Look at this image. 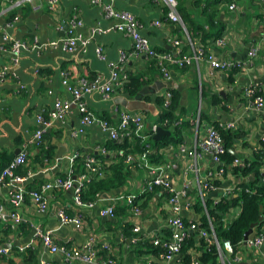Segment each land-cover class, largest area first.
<instances>
[{
	"label": "crops",
	"instance_id": "1",
	"mask_svg": "<svg viewBox=\"0 0 264 264\" xmlns=\"http://www.w3.org/2000/svg\"><path fill=\"white\" fill-rule=\"evenodd\" d=\"M34 2L40 6L39 10H34L25 0L8 2L1 0L3 6L0 10L1 23L6 21L5 16L11 9L17 10L18 19L11 29V34L28 42V47L21 51L18 63L11 66L17 78L6 81L0 95V154L15 156L22 148L27 151V159L17 172L23 173L25 169H29L28 171L32 173L27 182L29 188H37L58 176H66L69 155L79 151L82 157L88 154L96 156L97 153H101L100 148L106 147L109 141L107 135L98 127H89L78 136L73 134L80 119L78 108L73 104L72 112L66 121L53 123L46 132L47 136L45 134L47 146L51 144L55 147L54 160L43 164L36 161L38 146L29 143L37 128L36 113L42 109L50 110L57 98L72 100L71 92L63 84L62 71L66 70L69 73L70 82L73 84H79L84 78L90 80L98 74L107 78L110 74L109 63L119 60L121 50L131 51L132 39L121 31L112 30L114 20L106 17L105 4L112 2L117 9L133 12L142 24V34L147 36L152 45L159 50L174 51L172 39H180L183 50L193 54L194 47L202 41L200 36H203L202 32H196L194 28L190 31L183 19L186 30L182 24L167 19L168 6L165 0H102L101 5L94 4L92 0H61L58 14L51 13L48 0H34ZM237 4L239 10L236 12L228 10L225 6H217V20L222 26L219 37H226L228 45L225 48L215 45L213 40L217 36H214V39L208 37L206 42H202L220 57L246 61L248 45L253 40H260L259 54L247 68L222 71L212 68L207 61L201 60L187 64L179 70L173 69L172 79L166 80L153 59L146 56L130 57L126 63L128 73L140 77L144 83L143 88L147 89L141 100L137 99L138 95L130 97L119 89H116L110 98H106L100 92L85 95V100L95 114L112 122L118 121L121 110L142 113L145 125L141 133L147 135L157 125L156 121L161 112L156 98L165 96L170 91L169 82L172 88L179 90L182 102L177 113L186 114L180 117L181 121L190 119L194 122L192 126L186 128V132H183L181 143L161 149L164 158L161 164L166 162L172 164L176 189L181 188L185 176L192 181L194 188L191 198L194 202L198 197V182L211 178L210 173L216 168L208 155L195 157L189 153V150L202 140L208 125H212L207 120L200 121L201 115H208L212 120L221 117L220 122L234 123L237 129L247 132L251 145H259L264 138V112L249 110L248 101L243 93L244 88L251 84H256L264 93V34L259 16L264 17V2L241 0ZM25 8L29 10L28 13L25 12ZM189 10L194 14V19L199 25L203 24L210 30L206 17L201 14V8L189 5ZM75 12H78L84 20V25L79 31L90 40L86 50L80 49L70 54L64 52L61 45L41 46L45 42L49 43L61 38L64 34L62 35L61 30L58 29L60 22L68 19ZM157 19L161 20V26L154 24ZM213 32L215 33V30ZM36 38H38L37 42ZM97 46L103 47L105 59H101L97 54ZM8 63L9 53L5 50L0 36V66ZM19 85H23V88L20 89ZM213 95L220 98L218 104L211 102ZM183 109L185 111H182ZM181 144L187 146L186 153L181 152ZM61 146L66 152L60 160L57 158V152ZM232 152L242 160L254 158L252 147L245 146L242 141L236 143ZM191 165L195 167L190 168ZM132 172V177L120 190L121 192L101 195L102 199L94 207L83 208L85 214L83 230L76 231L72 225L60 224L57 215L60 209L74 213L73 192L54 188L46 192L45 196L49 204L46 212L39 211L27 197L18 208L19 222L0 221V243L10 240L17 247L32 239L37 227L54 229L55 240L59 243L71 242L79 246L86 243L90 234H96L100 242L104 240L111 242L118 264H146L147 260L144 258L146 253L139 254L133 250L130 241H121L120 232L127 234L120 226L128 222L132 225V229L133 226L139 225L143 234L162 231L167 236L169 231L166 220L171 212V206L168 202L169 193L160 188L152 193L143 216L131 211L127 206L126 196L129 194L141 196L145 180L149 176L148 170L143 167L133 168ZM78 174L75 172V175ZM231 180L233 177L228 175L221 179L220 185H227ZM12 189L13 187L0 184V202L8 204ZM210 195L213 198L220 195V192L214 191ZM111 203L115 205L119 203L120 206L125 207L126 212L117 214L116 219L100 216V207ZM189 212V220H192L193 215L200 216L193 211ZM199 220L200 217L198 220L194 219V221ZM41 256L53 260L56 264H65L59 255L45 253L40 240H36L34 247L24 252L14 251L10 256L2 257L0 264H38Z\"/></svg>",
	"mask_w": 264,
	"mask_h": 264
},
{
	"label": "built area",
	"instance_id": "2",
	"mask_svg": "<svg viewBox=\"0 0 264 264\" xmlns=\"http://www.w3.org/2000/svg\"><path fill=\"white\" fill-rule=\"evenodd\" d=\"M6 2L10 0H4ZM30 3L34 10H39L40 6L36 5L34 0H25ZM61 0H48L49 8L52 13L58 14L60 10ZM94 4L101 5L102 0H92ZM113 1V0H111ZM220 6H225L228 10L236 12L239 10V6L236 1L217 0ZM264 2V0H261ZM168 11L166 13L167 19L173 22H177L185 25L182 22V17L178 11V0H165ZM104 11L106 17L114 20L112 30L121 31L127 34L133 41L131 51H120L119 60L117 62L112 61L109 63V76L106 78L100 74L96 75L92 79H81L79 84H73L70 82L69 73L64 70L63 84L72 94V100H63L57 98L50 110L42 109L36 113L37 128L29 139V143L40 146L45 142V134L53 123L57 121H66L68 115L72 112V105L75 104L78 108L80 119L77 127L74 129L73 134L78 136L83 134L89 127L100 128L105 135L111 140H121L125 136L131 134L134 127L136 132H141L144 128V115L142 113H134L128 110H121L119 119L117 122H112L110 119L101 117L95 114L90 108L85 95L100 92L106 98H110L112 93L116 89L123 90L129 81V73L126 69V63L130 57L139 58L146 56L149 59H154L162 73V76L166 80L172 79L173 65L179 67H185L187 64L198 62L201 60L207 61L210 66L218 70H229L234 68H247L255 57L258 56L260 50V40H253L248 45V60L238 61L230 58H223L213 51L211 47H206L202 44H198L194 47L193 54L186 53L181 44L180 39H172V44L175 47L174 51L159 50L152 45L150 39L143 35L142 24L137 19L136 15L126 9H117L112 2L104 5ZM15 17L12 21L0 22L1 41L5 47V50L9 53L8 65L0 66V95L2 88L6 81L10 79H16V74L11 70V66L16 65L19 61L21 51L28 47V42L14 37L11 34V29L15 26ZM261 27L264 34V17L260 19ZM154 24L161 26V20L157 19ZM84 25V20L81 18L78 12L71 14L68 19H64L60 22L58 29L65 30L64 35L58 40H52L49 43H43L41 46L46 47L48 45L57 47L61 45L62 49L66 53L73 54L80 49L86 50L90 40L86 38L79 28ZM36 38V42H37ZM215 45L225 48L228 45L226 37L222 36L215 40ZM103 47L97 46L96 52L105 59V53ZM19 88H23V85H19ZM256 84H251L244 88L243 93L248 101L247 108L257 113L264 112V93ZM172 92L168 91L165 95L164 106L169 107L172 102ZM221 125L230 129H237L236 125L231 122L223 123ZM178 124V123H176ZM159 125H155L153 130L156 131ZM261 139L259 145L254 146L256 150L262 148ZM182 153H186L188 148L185 144L180 145ZM102 154L123 155L124 152L109 151L106 147H101ZM226 147L224 139L218 128L214 125H208L206 133L202 140L189 150L191 155L195 157L206 154L208 155L216 168L214 172L210 173L211 178L206 179L203 182H198V196L202 199L205 206V214L209 221V227H201L200 220L194 221V219L201 218V214L195 215L189 220V211L195 212L191 207L195 203L191 198L193 191L192 181L186 176L184 177L183 184L180 189H176L174 185L172 164L169 162L155 165L148 160L146 154L141 156L139 165L148 170L149 176H147L143 193L146 191H154L155 187H160L169 193L168 202L171 206V212L166 220V227L169 231V235H165L162 231L158 233H141L139 225L133 226V233L135 235L127 236L123 232L119 234L121 241H130L132 245L138 242L150 241L155 246L160 248L158 254L148 253L145 255L146 264H181L180 254L184 242L190 236V233H196L198 239H205L206 245L209 249L215 247L218 252L220 264H242L250 260V264H264V223L260 226V230H257L259 224L253 229V232L249 237L240 242L238 250L235 249L233 243L230 240H220L216 234L215 224L210 217L205 201L209 197L211 192L218 191L220 195L213 197L216 203L222 198L236 197L238 192L241 191L240 184L244 182L243 177H237L231 173L232 167L241 165L244 160L237 156L233 163L225 166L222 155L225 153ZM80 157V152L76 151L67 157L68 171L66 176H58L54 180L44 183L41 188H32L27 186L28 180L31 178L32 173L27 171L26 174L21 175L17 173V170L22 166L27 159V151L22 148L13 158L4 166L0 172V184L5 187H13L9 193L8 204L0 202V221L12 220L15 223L20 221L18 208L24 202L25 198H29L34 203L38 210L46 212L49 208L48 200L46 198V192L54 188H61L63 190H71L73 192V205L74 213H68L65 209H60L57 213L61 225H72L76 231L83 230L85 226V214L84 207H94L102 198H99L97 202H85L82 199V192L88 182L93 177H104L105 167L104 163L93 154L85 156L84 164L85 171L75 175V165L77 159ZM134 155H129L127 161L132 163L135 161ZM195 166H190L194 168ZM231 175L233 180L227 185H217L214 181H221L226 176ZM240 179V180H237ZM136 195L129 194L126 196L127 206L135 214L143 216L144 209L141 208L136 202ZM198 198V197H197ZM122 200V197L120 198ZM196 213V212H195ZM240 213V208H232L229 212L223 214V222L225 224L232 221ZM99 215L102 217H109L116 219V205L111 203L107 206L100 207ZM188 220H187V219ZM264 219V217H263ZM86 243L79 246L75 243L65 242L59 243L55 240L54 229H44L37 227L34 233V237L29 241L20 244L15 247L12 241H6L0 243V259L2 257H8L14 251L24 252L27 249L34 247L36 240H40L45 253L59 255L65 264H118V260L114 256V247L109 240L99 241L96 234H90ZM131 245V247H132ZM16 248V250H15ZM104 251L106 253H104ZM48 257V256H47ZM38 264H56L53 260L41 256ZM190 264H200L197 256L194 257Z\"/></svg>",
	"mask_w": 264,
	"mask_h": 264
},
{
	"label": "trees",
	"instance_id": "3",
	"mask_svg": "<svg viewBox=\"0 0 264 264\" xmlns=\"http://www.w3.org/2000/svg\"><path fill=\"white\" fill-rule=\"evenodd\" d=\"M228 1L239 2L241 0ZM2 3L4 4L5 2ZM178 3V11L181 14L185 24L188 26L187 28L190 31L191 28H194L196 32L203 33V36H200V40L206 42L208 37H212L214 39V36H217L213 40L215 42V40L221 36L220 34L222 32V26L217 20V6H219V1L178 0ZM189 5L201 8V14L206 17V22L209 25L210 30L206 29L203 24L199 25L196 22L194 19V14L189 10ZM2 6L3 5L1 4L0 0V10L2 9ZM16 11L17 10L11 9L5 16L6 20L12 21L15 17H17ZM28 11V9L25 10L26 13H28ZM167 11L168 8L166 9V12ZM259 16L263 19L262 15ZM213 30H215V33ZM1 33L2 32L0 31V36ZM202 41L200 44L206 45ZM155 63L157 64L156 61ZM157 67L160 71L158 64ZM181 68L184 67L173 65L171 70L174 71ZM143 85L144 83L140 77L129 74V81L122 92L130 97H136L142 90ZM170 91L172 92L173 96L171 105L169 107L164 106L165 96H158L156 98V102L161 108V112L156 122L157 125L162 126L165 129L172 130V135H165L161 140H154L155 131L153 129L150 130L147 135H145L141 132L137 133L133 127L129 136H125L121 140L109 139L106 144V148L111 152L122 150L124 154L113 155L112 153H108L104 155L100 152L96 154V157L105 163V176L102 178L95 176L90 182L86 184L82 192V199L85 202H97L101 195L107 196L120 191L128 183L130 177H132L133 168L139 169L141 167L138 162L143 154L147 155L148 160L151 163L158 165L164 161V158L161 155L162 148L171 144L177 145L183 141V132H186V128L192 126L194 121H190V119L181 121L180 117L186 115L183 112L179 114L177 113L182 102L181 93L175 88H170ZM259 93L262 94L261 92ZM219 99L220 98L217 95H213L211 97V102L213 104H218L220 102ZM182 111L185 110L183 109ZM201 119L209 121L212 125L219 129L226 147V151L222 155V160L225 166L233 163L234 159L238 156L232 152V149L235 148L238 141H242L245 146H251L253 149V159H246L241 165L232 167L231 173L233 175L244 178V182L240 184L241 191L238 192L237 196L233 198L224 197L218 203H216L212 197H209L205 201L207 211L214 221L218 238L221 241L225 239L230 240L233 243L235 249L238 250L241 244L240 242L244 240V235L246 231L250 229L251 225L253 223H258L259 225L256 229L260 230V226L264 223V219L261 221L259 220L262 215L264 217V142H262V148L256 150L254 145H251L248 141V135L246 131L226 128L220 123L221 117L220 119L216 117L214 120H212L208 115L203 114L201 115L200 121ZM37 148L36 161L39 163L43 164V162L45 163L55 159V147L51 144L47 146L46 140ZM129 155H134L136 157L134 162L130 163L127 161ZM12 158L13 156H7L5 153L0 154V172ZM84 159L85 157L82 156L77 159L75 172L81 173L85 171ZM28 170L29 169H25L23 173H17L24 175ZM220 182L221 181H214V183L217 185H219ZM41 186L37 188L40 189ZM154 189L157 191L160 189V187H155ZM152 193L153 191H146L141 196L137 197V204L141 208L145 209ZM236 207L240 208L239 215L229 223L225 224L223 222V214ZM191 208L197 214L202 215L200 218V226L209 227V221L204 212L205 206L199 196ZM125 212V207H122L119 205V203H117L116 213L119 215L124 214ZM120 227L128 236L135 235V233L132 232V225L130 223L126 222ZM132 247H134L133 250L137 251L139 254H158L160 251V248L155 246L150 241H145L144 243L138 242L137 244L132 245ZM104 253L106 252L104 251ZM195 256H197L200 264H220L218 252L215 247L209 249L206 245L205 239H198L196 233H190V236L184 242L181 249V264H190Z\"/></svg>",
	"mask_w": 264,
	"mask_h": 264
},
{
	"label": "water",
	"instance_id": "4",
	"mask_svg": "<svg viewBox=\"0 0 264 264\" xmlns=\"http://www.w3.org/2000/svg\"><path fill=\"white\" fill-rule=\"evenodd\" d=\"M65 32V30H61V34L63 35ZM169 88H172V84L169 82V85H168ZM147 93V89L144 87L142 88V90L140 91V93L138 94L137 96V99L141 100L143 98V95ZM223 93V92H222ZM224 94V93H223ZM165 135H172V131L169 130V129H165L164 127L162 126H158L156 131H155V135H154V140H161L163 136ZM19 152V150H18ZM66 152V149H64L63 146H61L57 152V158L58 159H62L63 158V155L64 153ZM197 218V217H196ZM260 221L263 220V215L260 217L259 219ZM258 223H253L250 227V229L248 231H246L245 235H244V238L245 240L249 237V235L253 232V229L257 226ZM242 264H250V260L247 261V262H244Z\"/></svg>",
	"mask_w": 264,
	"mask_h": 264
},
{
	"label": "rangeland",
	"instance_id": "5",
	"mask_svg": "<svg viewBox=\"0 0 264 264\" xmlns=\"http://www.w3.org/2000/svg\"><path fill=\"white\" fill-rule=\"evenodd\" d=\"M156 192V190L153 191V193Z\"/></svg>",
	"mask_w": 264,
	"mask_h": 264
}]
</instances>
